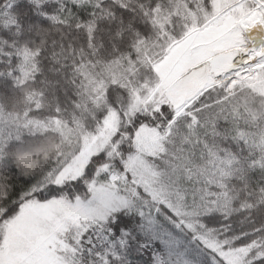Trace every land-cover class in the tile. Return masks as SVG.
Listing matches in <instances>:
<instances>
[{
    "label": "snow or ice",
    "instance_id": "obj_1",
    "mask_svg": "<svg viewBox=\"0 0 264 264\" xmlns=\"http://www.w3.org/2000/svg\"><path fill=\"white\" fill-rule=\"evenodd\" d=\"M0 264H264V0H0Z\"/></svg>",
    "mask_w": 264,
    "mask_h": 264
}]
</instances>
